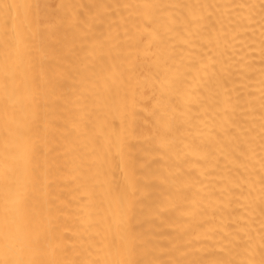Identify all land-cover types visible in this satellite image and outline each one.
Here are the masks:
<instances>
[{
    "label": "bare ground",
    "instance_id": "bare-ground-1",
    "mask_svg": "<svg viewBox=\"0 0 264 264\" xmlns=\"http://www.w3.org/2000/svg\"><path fill=\"white\" fill-rule=\"evenodd\" d=\"M0 264H264V0H0Z\"/></svg>",
    "mask_w": 264,
    "mask_h": 264
}]
</instances>
